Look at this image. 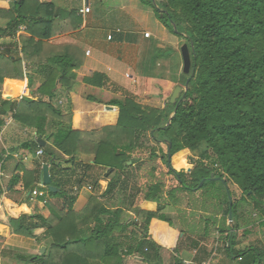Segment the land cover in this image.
Wrapping results in <instances>:
<instances>
[{
    "label": "trees",
    "instance_id": "obj_1",
    "mask_svg": "<svg viewBox=\"0 0 264 264\" xmlns=\"http://www.w3.org/2000/svg\"><path fill=\"white\" fill-rule=\"evenodd\" d=\"M139 1L172 34L185 40L194 68L193 77L182 75L183 85L189 77L190 81L176 104L168 100L162 109L145 107L126 94L111 95L110 81L103 73L76 80L75 72L85 57L82 49L48 42L78 29L79 10L66 11L52 0H0V20L6 21L0 28V117L11 110L16 123L49 142L43 148L36 140L15 148L21 160L39 149L42 156L33 161V169L16 166L8 184L10 193L31 194L38 186L37 198L44 208L33 216L15 215L3 201L0 236L8 229L37 243L46 241L44 254L18 259L31 264H123L125 257L133 255L144 264H159L162 246L169 248V233L199 240L212 237L222 242L229 260L264 264V244L235 249L241 244L239 233L248 237L253 226L249 216L239 212L241 203L250 204L258 227L264 229V0ZM90 12L89 8L87 15ZM20 26L25 32L16 41ZM106 39L115 40L112 34ZM166 54L157 52L154 58ZM24 62L38 68L42 80L38 96L22 94ZM57 87L67 95L117 108L116 123L92 132L72 130L70 100L65 107L54 103L59 97ZM145 135L156 147L142 143ZM197 149L202 151L196 160L184 153ZM144 150L149 152L147 157L133 156ZM81 155L92 157V163L79 161ZM158 161L166 172L159 169ZM43 165L49 167L55 192L41 183ZM166 176L177 181L168 192ZM140 179L145 180L143 186ZM100 181H108L103 192ZM228 184L240 191L239 199ZM87 186L91 193L80 200V191ZM129 190L133 193L127 194ZM140 194L142 200L136 203ZM181 194L191 201V217L198 212V219L204 218L200 230L194 224L185 230L167 215ZM123 204L135 211L133 221L122 219ZM146 205L152 207L144 209ZM259 232L264 236V231ZM173 264L181 263L174 258Z\"/></svg>",
    "mask_w": 264,
    "mask_h": 264
},
{
    "label": "crops",
    "instance_id": "obj_2",
    "mask_svg": "<svg viewBox=\"0 0 264 264\" xmlns=\"http://www.w3.org/2000/svg\"><path fill=\"white\" fill-rule=\"evenodd\" d=\"M127 0H52L53 4L59 8H63L66 11L70 10H81L83 8H90V14L81 17V24L77 30L67 33L58 34L49 40L48 43L53 45H63V44H72L82 49L84 54L89 53L88 56L85 55L82 66L75 72L76 80L81 82L85 77H90L93 73L99 72L103 73L110 80L111 73L116 71L119 68V63L108 54L109 51H121L126 47H132L137 42L135 37L128 36V29L125 25L128 23L130 27H133L131 20H127L124 17L123 9H125V4ZM116 8V10H115ZM123 15V17H122ZM117 17V18H115ZM136 21H134L135 23ZM115 23L117 26H115ZM114 24V26H113ZM6 22L0 20V28L5 27ZM122 25L123 27H119ZM133 28H136L134 26ZM119 30V35L114 32V30ZM116 30V31H117ZM107 34H112L114 36V42H109L106 39ZM143 38V37H142ZM144 38L142 41L143 42ZM113 43V44H112ZM113 45L114 48H110ZM95 47L96 56L92 58V51ZM117 48V49H116ZM25 62L22 64L23 73L25 79L19 83V86L22 87V94L28 98L38 96L36 89L42 83V80L38 74L37 66L28 63V70L25 71ZM60 87H57L59 97L56 98L58 102L64 99L67 102V99L70 100L72 108V119H71V128L74 131L81 132H92L98 131L102 127L114 125L117 121V108L113 107V110H107L104 105H99L95 103L87 102L78 95L75 94H66L60 91ZM1 93V87H0ZM61 94H64L63 97ZM1 101V99H0ZM106 112H104V110ZM116 112L117 116L112 115ZM12 111H8L5 116L0 117L3 121V125L0 127V185L4 190V194L0 196V203L3 201L6 203L7 207L12 214L18 215L20 213L33 216L36 213H39L43 208V202L38 201V196L41 192L38 189V186L33 191L37 192L36 196L31 194H11L10 187L8 186L9 181L11 180L13 173L17 165H22L27 169H33V161L36 158L41 156H36V154L29 153L23 160H21L15 148L20 144L25 142L35 141L38 136L26 129L22 128L18 123H16L12 118ZM113 117V118H112ZM45 141V146L49 144L48 140L42 138ZM14 149V150H13ZM78 160L83 163H92V157L89 156H78ZM49 171V167H48ZM101 191L103 192L106 189V183L100 181ZM103 187V188H102ZM90 191L86 188L80 191V200L87 199L90 195ZM152 205H146L144 207L150 209ZM125 213L132 214L129 211L125 210ZM3 240L0 245V261H6L8 264H14L21 262L18 259L22 256L30 255L35 256V249L32 248V245L37 244L34 240H30L29 248H19L16 249L17 243L21 242L24 238L15 234H10L8 229L3 231ZM253 235L254 239H246L236 246V250H242L247 246H258L262 247L264 244V239L261 238L260 232L257 234L253 232L249 237ZM169 244L167 247H163L161 242L156 238L157 243L162 246V249L159 252V264H173V259L177 258L180 260V263H190V264H238V262L229 260L223 249V244L221 241L186 237L182 234L176 235L169 233L167 235ZM29 240V239H28ZM240 240V239H239ZM46 241L43 243H38L39 248L45 247ZM9 247H14L15 249H10ZM176 247V250H174ZM28 249L27 251H25ZM46 250V247H45ZM39 254V250H38ZM188 254L189 257H182L181 255ZM215 259V261H214ZM25 264V262H21ZM31 264V263H26ZM123 264H144L141 258L137 256H127L123 260Z\"/></svg>",
    "mask_w": 264,
    "mask_h": 264
},
{
    "label": "rangeland",
    "instance_id": "obj_3",
    "mask_svg": "<svg viewBox=\"0 0 264 264\" xmlns=\"http://www.w3.org/2000/svg\"><path fill=\"white\" fill-rule=\"evenodd\" d=\"M156 2H160V0H156ZM125 4V9H123L124 17L127 20H131L133 23V27H130L128 21L125 25L126 29H128V36L135 37L136 44L132 47H126L122 49L120 52H113V58L116 62L119 63V68L111 73L109 91H111V95L115 94L118 96L128 95L133 97L138 103L145 107L162 109L165 104L168 102L170 95L172 94L175 87L180 86L183 88V73H182V59L180 55V48L183 44H185V40L179 38L172 34L164 25L160 22V20L156 17L153 10L149 7L141 3L139 0H127ZM116 10V8H115ZM123 17V15H122ZM117 18V17H115ZM134 21H136L134 23ZM6 22V21H5ZM119 27H123L119 25ZM124 28V27H123ZM115 32V31H114ZM148 33L149 36L145 37L144 34ZM144 38L143 42L142 39ZM92 51V58L96 56V49ZM165 51L167 54L164 56H160L154 58L157 52ZM88 59V58H83ZM25 71L26 68L28 70V62H25ZM33 65V64H32ZM184 76V75H183ZM187 76V75H185ZM40 77V75H39ZM41 79V78H40ZM116 89V92L114 90ZM62 97L64 94H61ZM54 100V103H56ZM59 101V100H58ZM56 103V106L65 107L66 102L61 100ZM104 110V109H103ZM106 112V110H104ZM116 117V112L113 113ZM118 117V116H117ZM113 118V117H112ZM142 143L147 145L148 147H156V143L150 138L149 135H145L142 138ZM202 149H197L195 151L185 150L184 153L190 159H198L200 157V153ZM149 155L147 150L137 151L133 154L135 158H144ZM159 169L163 172H166V168L163 164L158 161ZM108 184V181H103ZM145 180L140 179L139 184L143 186ZM165 182V192H168L170 188H174L177 186V181L172 176L164 177ZM104 184H101V186ZM103 188V187H102ZM228 189L232 192V195L239 199L241 194L240 191L231 184H228ZM133 193L132 190H129L127 194ZM210 195V193H208ZM213 195V194H212ZM118 196V195H117ZM211 196V195H210ZM218 203H220L224 197L223 194L219 195ZM181 197V199L179 198ZM179 201L177 202L176 208H173L167 211V215L173 219V222L177 224V226H182L183 229H190V226L198 225V230H200L205 225V221L198 219L201 218L198 216V212H196L195 217H191L190 213L193 211L190 206L189 200L185 197L183 198V194L179 196ZM142 200V194H140L136 203H139ZM213 201V200H212ZM217 203V200L214 201V204ZM116 204H113L115 206ZM222 205V202H221ZM220 205V206H221ZM122 207L129 211L132 214H128L123 212L122 219L128 218L129 221H133L135 219V211L126 207V205H122ZM193 208V207H192ZM239 212L244 213L249 216L251 219V224H253L251 230L258 235L259 230L264 231V229L258 227L256 222V213L252 210L250 204L241 203L239 205ZM204 217L210 218L203 214ZM208 215V214H207ZM221 219H223L221 217ZM219 222V220H218ZM201 223V225H200ZM229 223V222H228ZM179 224V225H178ZM212 227V224L209 225V228ZM197 230V229H196ZM195 230V232H196ZM217 237L216 234L213 235ZM23 237V236H22ZM24 239L21 242L17 243L16 249L19 248H29L30 240L23 237ZM254 239L255 237L251 235L250 237H242L239 233V241H245L246 239ZM264 239V236H261ZM215 240V238L209 237L208 240ZM2 236H0V245L2 243ZM40 244L32 245L31 247L35 249L36 255L38 254V248ZM44 247V246H43ZM10 249H15L14 247H9ZM26 249L25 251H27ZM46 251V250H45ZM182 257H189L188 254L181 255ZM215 261V259H214ZM0 264H8L6 261H0ZM14 264H21V262H17ZM26 264V262H25Z\"/></svg>",
    "mask_w": 264,
    "mask_h": 264
},
{
    "label": "water",
    "instance_id": "obj_4",
    "mask_svg": "<svg viewBox=\"0 0 264 264\" xmlns=\"http://www.w3.org/2000/svg\"><path fill=\"white\" fill-rule=\"evenodd\" d=\"M153 4H155V0H151ZM173 31L174 33H177L175 27L173 26ZM180 55H181V59H182V73L184 75H190V77H193L194 75V68H191V58H190V51L189 48L187 46V44H183L180 48ZM190 77L186 79L183 88L180 86L175 87V89L173 90L172 94L170 95L169 98V103L174 105L176 104V101L180 98L181 93L184 91H186L188 83L190 81ZM107 110H113V107L110 106H106L105 107ZM170 122H168L169 124ZM36 143L39 145V147L43 148L45 146V141L38 137L36 139ZM169 151H170V147L168 144V149H167V155H168V159H167V165L169 166V162H170V155H169ZM128 165L131 164V162L127 163ZM210 180L213 179L212 177L209 178ZM40 180L41 183L44 186H47L48 189L52 192L57 191L56 188L51 186V179H50V175H49V171H48V166L47 165H43L42 170H41V175H40ZM204 181H201L200 185H202ZM228 225L230 227L233 226V222H232V215L231 212H229L228 214ZM45 252V247H40L39 249V255L44 254Z\"/></svg>",
    "mask_w": 264,
    "mask_h": 264
},
{
    "label": "built area",
    "instance_id": "obj_5",
    "mask_svg": "<svg viewBox=\"0 0 264 264\" xmlns=\"http://www.w3.org/2000/svg\"><path fill=\"white\" fill-rule=\"evenodd\" d=\"M88 12H89V8L86 7V8H83V9L79 10V15H80V16H85V14L88 13ZM24 32H25V27H24V26H20V27L18 28L16 34H15V40L18 41V37H19L20 35H23ZM116 32H119V30H117ZM144 36H145V37H148L149 34H148V33H145ZM0 51H2V49H0ZM85 55L88 56L89 53L86 52ZM41 155H42V150H40V149L37 150V151H36V156H41ZM85 188H86V190H89V191H90V189H91L89 186L84 187V189H85ZM32 195H33V196H36V195H37V192H36V191H33V192H32ZM182 264H190V263L184 262V263H182ZM203 264H209V263H203Z\"/></svg>",
    "mask_w": 264,
    "mask_h": 264
},
{
    "label": "bare ground",
    "instance_id": "obj_6",
    "mask_svg": "<svg viewBox=\"0 0 264 264\" xmlns=\"http://www.w3.org/2000/svg\"><path fill=\"white\" fill-rule=\"evenodd\" d=\"M112 115H114V114H112Z\"/></svg>",
    "mask_w": 264,
    "mask_h": 264
}]
</instances>
